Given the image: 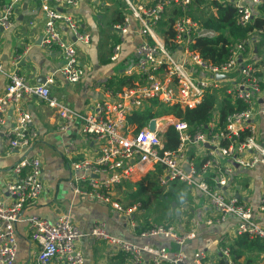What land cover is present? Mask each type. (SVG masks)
<instances>
[{
  "label": "built area",
  "instance_id": "obj_1",
  "mask_svg": "<svg viewBox=\"0 0 264 264\" xmlns=\"http://www.w3.org/2000/svg\"><path fill=\"white\" fill-rule=\"evenodd\" d=\"M20 1L10 0L0 15V27L10 25L12 7ZM36 1L45 17L41 45L48 50L57 49L64 61L59 72L68 83H79L85 71L79 61L77 45L88 44L90 35L81 30L77 17L67 11L76 7L79 0ZM122 1L121 20L112 25L113 31L119 35V43L113 47L110 59L113 62L119 59L127 36L134 34L140 38L135 50L136 60L124 71L127 85L122 89L107 88V97L94 101L84 112L76 111L52 96V77L43 84H33L20 72L17 63L7 71L0 60V76L8 78L7 88L0 96V157L22 155L12 168L14 179L6 185L8 200L0 197V264H15L19 249L16 225L23 209L44 192L41 159L26 154L38 140L31 114L20 107L23 99L31 96L40 97L57 111L60 119L57 130L71 131L80 122L82 133L97 144L94 156L87 155L71 163V187L77 196L111 205L123 214L134 231L138 226L135 212L139 205L123 208L113 201L112 194L136 175L156 172L159 168L157 179L162 188L180 183L203 194L215 213L208 224L215 220L223 223L233 217L236 219L235 234L264 242V224L255 218L253 208L224 192L232 177L233 165L246 170L261 165L264 169V147L259 143L255 122L257 115L264 117V109L257 108L261 82L256 63L246 58L251 53L248 47L256 36L234 45L230 58L215 65L203 59L193 48L197 39H212L217 35L193 18L196 0ZM209 1L234 7L238 11L237 23L241 26L251 22L255 8L263 3V0ZM169 33L172 34L169 39L171 46L165 42ZM207 95H214L216 101H230L235 108L240 104L243 108L230 113L223 128L219 127L220 114L215 112V108L205 129L193 130L187 122L172 115H168V120L153 118L157 121L155 132L149 130L153 119L140 131L129 123V118L136 114L153 110L162 113L160 107L194 110ZM11 110L12 127L4 131L6 117ZM166 123L176 130L179 137L175 151H164ZM2 139L7 144L4 153L1 150ZM193 147L198 149L191 155ZM73 150V144L64 149L67 155H71ZM221 158L228 159L229 164L222 165ZM185 162L188 163V171L184 168ZM145 165H150V168ZM258 210L264 212V198ZM28 225L31 239L39 247L37 264H85L79 247L83 232L68 214L61 215L56 221L32 215L28 218ZM91 235L105 241L114 253L127 255L133 263L144 262L145 255L152 264L208 262L202 251L190 259L182 250L171 253L166 246L138 245L121 239L111 234L102 222L94 224ZM140 236L168 239L183 246L197 237V229L180 233L173 226L160 224L142 231ZM224 241L221 238L220 244L223 245ZM219 250L222 264H235L230 258L229 247L223 245Z\"/></svg>",
  "mask_w": 264,
  "mask_h": 264
},
{
  "label": "crops",
  "instance_id": "obj_2",
  "mask_svg": "<svg viewBox=\"0 0 264 264\" xmlns=\"http://www.w3.org/2000/svg\"><path fill=\"white\" fill-rule=\"evenodd\" d=\"M9 2L10 0H0V15L3 14ZM101 6L110 8L111 4L107 0H79L76 7L67 10L77 17L81 30L90 35L88 44L77 45L79 61L85 71L79 83H68L59 72L64 64L61 53L57 49L48 50L41 45L45 17L40 3L36 0H22L15 3L12 7L10 25L5 28L0 27V60L6 70L8 71L14 63H17L20 72L33 84H41L43 79L46 81L47 78L52 77L54 79V84L51 86L52 96L79 112L86 111L94 101L106 98L107 88L112 90L124 88L127 85L124 71L136 60L135 50L140 43V38L138 35H128L126 42L122 45L119 59L115 62L111 61L113 47L119 43V35L115 41L116 32L113 31L112 25L118 19L112 23L109 20L105 21ZM194 11H198L196 7ZM259 12V8L256 7L255 15ZM66 33L70 37L69 33ZM260 34H254L256 40L249 45L248 50L254 55V63H256L261 82L257 108L263 110L264 39L260 37ZM102 84H106L107 87ZM7 85V76L1 75L0 96L5 92ZM222 103L223 101H216L217 114H220ZM20 107L31 114L33 128L38 133L36 145L26 154L41 159L44 192L39 199L23 209L21 219L16 225L19 249L15 264H37L39 247L32 241L28 225V218L32 215L56 221L61 215L68 214L83 232L79 247L83 252L85 264H152L146 255L144 262L133 263L127 255L114 253L105 241L95 239L91 232L97 222L104 223L107 230L114 236L138 245H162L166 246L171 253L182 250L190 259H193L196 252L202 251L207 255V264H222L223 259L219 250L221 246L229 247L239 242L241 237L235 234V218L231 217L223 223L215 220L214 223L208 224L215 213L203 194L180 183L162 188L157 179L160 173L159 168L156 172L138 174L132 181L120 185L112 194L113 201L118 202L123 208L139 205L137 215H140L148 209L155 210L157 200H170L172 195L171 210L163 211L161 214L165 219L162 222L163 225L173 226L180 233H187L195 228L197 237L183 246L168 239L141 237L140 233L150 228L147 226L148 223L147 225L138 223L135 218L138 226L133 231L123 214L113 209L111 205L97 202L93 198L77 196L74 193L71 187L72 161L87 155L94 156L97 150V144L82 133L81 123L77 122L71 131L60 132L57 130L60 122L57 111L50 108L38 96L26 97L20 103ZM6 120L4 131L12 127V110L7 114ZM255 122L259 143L264 147V117L257 115ZM68 144L74 145L71 155H67L64 151ZM6 148V140L2 139V153ZM197 149L198 147L191 148V155H194ZM21 156L0 157V197L5 200H8L7 182L14 179L12 168ZM201 157L202 155L197 159V164ZM220 162L222 165H228L230 161L221 158ZM145 166L147 169L150 168V165ZM263 174L264 169L261 165L247 170L233 165L232 177L224 189L227 196H235L242 204L252 207L255 218L262 224H264V212H260L258 208L264 198ZM142 181H145L144 185L148 186L152 183L155 188H161L164 192L158 194L155 188L150 187L141 194L147 197V200H140V198L135 200L133 196L138 189L137 185ZM183 189L185 192L181 191ZM165 193H169L168 196ZM153 225H160V223ZM221 238L225 240L223 245L220 244ZM242 252V257L238 260L240 264H264V242L255 241L249 247L242 248ZM230 258L234 261L232 257Z\"/></svg>",
  "mask_w": 264,
  "mask_h": 264
},
{
  "label": "trees",
  "instance_id": "obj_3",
  "mask_svg": "<svg viewBox=\"0 0 264 264\" xmlns=\"http://www.w3.org/2000/svg\"><path fill=\"white\" fill-rule=\"evenodd\" d=\"M206 1L196 0L194 7L198 12L202 11V7ZM215 10L213 16L207 18H200L197 15H192L193 18L199 21L205 29L212 30L217 33L216 37L212 39L200 38L197 39L193 48L201 55V57L208 62L220 65L226 62L231 56V50L237 43L243 42L250 38L252 35H256L261 32L260 37L264 39V0L263 3L258 7L259 13L253 17L250 23L245 26H241L237 23L238 11L231 5L222 6L217 3H212ZM118 19L116 22H119ZM172 34L166 37V44L171 46L169 39ZM216 105V99L214 95H207L202 103L194 110H182L177 106L166 108L167 115H172L175 118L187 122L193 130L197 128H203L213 118V111ZM235 108L230 101H223L220 108L219 116V127L223 128L227 116L232 113L235 109H242V105H237ZM160 117L158 112L148 111L142 114H136L129 118V123L135 125V130L140 131L144 128L148 122L153 119ZM163 145L164 151H175L179 145V137L176 130L170 126L163 133ZM145 181L140 182L137 186L138 189L136 194L133 196L135 200L150 187L155 188V185L150 183L148 186L144 185ZM158 194L164 192L161 188H155ZM169 193H165L168 196ZM138 196V197H137ZM146 205V203H145ZM239 242L229 246L230 255L233 258L235 264H240L239 259L242 257V248L249 247L253 242L259 241L257 239L252 240L248 235H241Z\"/></svg>",
  "mask_w": 264,
  "mask_h": 264
},
{
  "label": "rangeland",
  "instance_id": "obj_4",
  "mask_svg": "<svg viewBox=\"0 0 264 264\" xmlns=\"http://www.w3.org/2000/svg\"><path fill=\"white\" fill-rule=\"evenodd\" d=\"M110 4H111V7L110 8H106L104 6H101L103 7V12H104V20L107 21L109 20L111 23L114 22L116 19H119L120 17H122V14H123V9H124V4H123V1L122 0H107ZM202 11L201 12H198V11H194L193 14L199 16L200 18H207V17H210V16H213L215 14V10L212 6V2L209 1V0H206L205 4L203 5L202 7ZM192 14V13H191ZM107 25V24H106ZM108 26V25H107ZM109 31V29L107 30ZM117 35L115 33V41H117ZM114 41V42H115ZM247 60L249 61H252L254 62V55L253 53H249L247 55ZM160 110L161 111H166V107H160ZM159 115H160V119H170L166 113H160L158 111ZM182 192H185V190H181ZM142 196V195H141ZM139 197L140 200L144 199V200H147V197H145L144 195ZM172 195L170 196V200L168 199H163V200H157V205L155 206V210H152L149 211H143L144 214H140V215H137L139 213V209L135 212V218L137 220L138 223H143V224H146L148 223L147 226H152L153 224L155 223H162L165 221L164 218H162L163 216L161 215L163 211L165 212H168L171 210L172 208V205L170 204V202H172ZM154 204V203H153ZM177 206V205H176ZM154 207V206H153ZM142 211V210H141ZM151 217L153 218L151 220ZM144 221V222H143ZM164 224V223H162Z\"/></svg>",
  "mask_w": 264,
  "mask_h": 264
},
{
  "label": "water",
  "instance_id": "obj_5",
  "mask_svg": "<svg viewBox=\"0 0 264 264\" xmlns=\"http://www.w3.org/2000/svg\"><path fill=\"white\" fill-rule=\"evenodd\" d=\"M45 83V79H43V82L41 84ZM156 127H157V121L155 119L151 120L149 123V130L151 132H155L156 131ZM169 127V124L166 123L165 124V130ZM184 168L188 171V163L185 162L184 163Z\"/></svg>",
  "mask_w": 264,
  "mask_h": 264
}]
</instances>
